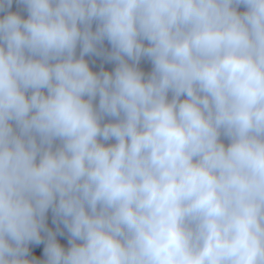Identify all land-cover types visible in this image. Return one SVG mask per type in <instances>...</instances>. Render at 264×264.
Returning <instances> with one entry per match:
<instances>
[{
	"label": "clouds",
	"instance_id": "clouds-1",
	"mask_svg": "<svg viewBox=\"0 0 264 264\" xmlns=\"http://www.w3.org/2000/svg\"><path fill=\"white\" fill-rule=\"evenodd\" d=\"M0 264H264V0H0Z\"/></svg>",
	"mask_w": 264,
	"mask_h": 264
},
{
	"label": "crops",
	"instance_id": "crops-1",
	"mask_svg": "<svg viewBox=\"0 0 264 264\" xmlns=\"http://www.w3.org/2000/svg\"><path fill=\"white\" fill-rule=\"evenodd\" d=\"M50 224V221H49ZM33 254L37 255L39 258L43 256V243L33 246Z\"/></svg>",
	"mask_w": 264,
	"mask_h": 264
},
{
	"label": "rangeland",
	"instance_id": "rangeland-1",
	"mask_svg": "<svg viewBox=\"0 0 264 264\" xmlns=\"http://www.w3.org/2000/svg\"><path fill=\"white\" fill-rule=\"evenodd\" d=\"M106 67H110V65H105ZM49 221H50V225L52 224V220H51V213L49 214ZM59 239L61 240V243L67 245V238L66 237H59Z\"/></svg>",
	"mask_w": 264,
	"mask_h": 264
}]
</instances>
